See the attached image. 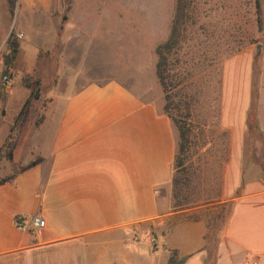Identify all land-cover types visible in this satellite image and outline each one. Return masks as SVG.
<instances>
[{"label":"crops","instance_id":"obj_1","mask_svg":"<svg viewBox=\"0 0 264 264\" xmlns=\"http://www.w3.org/2000/svg\"><path fill=\"white\" fill-rule=\"evenodd\" d=\"M122 23V0H17L14 15L0 0V44L12 33L19 43L15 82L3 100L0 94V147L31 94L21 78L41 60L57 58L74 86L50 103L24 160L37 164L0 182V264H166L173 250L189 256L184 264H264V177L245 151L250 54L224 67L219 122L228 139L217 204L227 215L210 230L201 215L209 206L174 205L180 132L165 113L156 66L154 84L141 91L120 79L72 76L108 68L107 53L123 51ZM262 117L259 88L264 134ZM36 214L46 220L41 234L17 226V218L28 224Z\"/></svg>","mask_w":264,"mask_h":264},{"label":"rangeland","instance_id":"obj_2","mask_svg":"<svg viewBox=\"0 0 264 264\" xmlns=\"http://www.w3.org/2000/svg\"><path fill=\"white\" fill-rule=\"evenodd\" d=\"M122 2V53H107L106 69L75 70L72 76L120 79L141 91L154 84L150 77L158 61L154 46L157 39L160 44L168 39L177 0ZM189 3L197 20L189 21L188 40L180 45L170 60L172 74L179 84L173 89V99L181 107L174 114L187 121L192 129L189 146L181 156L185 165L179 170L176 167L175 176L182 179L180 200L184 207L209 206L202 210L201 215L211 230H216L221 224L217 214L222 215L226 210L224 204H217L220 202L221 169L226 159L228 139L226 133L220 131L219 122L224 67L228 60L242 51L250 54L253 61L252 94L259 72L262 76L259 88L264 123V0L261 3L258 0H190ZM16 26L17 21L14 28ZM150 35H154L153 40ZM8 38L0 44V57L9 52ZM259 46L261 53L258 52ZM56 65L57 58L41 60L33 75L21 78L19 84H30L32 89L27 88L30 92L38 87L39 99H30V94L24 115L14 121L9 139L0 147V182L39 161L33 157V162L24 164V160L33 154L36 135L40 134L39 128L53 98L74 87L66 84L72 79L62 76V70ZM12 67L14 74L11 84L5 88V95L15 82L17 69L14 65ZM3 70L0 72V94L4 88ZM245 151L246 159L260 169L264 177V134L255 133L252 138L247 136Z\"/></svg>","mask_w":264,"mask_h":264},{"label":"trees","instance_id":"obj_3","mask_svg":"<svg viewBox=\"0 0 264 264\" xmlns=\"http://www.w3.org/2000/svg\"><path fill=\"white\" fill-rule=\"evenodd\" d=\"M190 0H177L176 12L174 19L172 21L171 32L168 39L159 44L155 53L158 57L157 65H156V75L159 81V84L162 88L165 97V113L172 118L174 123L179 129L180 132V141H179V151L176 157V167L178 170L184 167V160H182V154L187 150L190 142V134H191V125L187 123V121L182 120L180 117L178 118L174 113L180 109V104L178 105L173 99V89L175 90L179 84L176 82L177 78L172 74L173 68L171 67V57L177 52V50L181 47L180 45L188 40V29L190 27L189 21L192 19L197 20V15L193 14L194 11L190 7ZM10 3V12L12 15L15 14V9L17 6V0H9ZM70 8V2L66 1V10L68 11ZM195 24V23H192ZM7 45L9 48V52L4 56V67L9 68L12 67L14 59L19 52V43L14 33L10 35L7 41ZM260 74V72H259ZM254 81V90L252 94V103L251 108L247 117V136H251V138L255 135V133L261 134V131L258 126V100H259V75ZM26 88H31V85L27 82L25 83ZM2 100L5 98V87L1 92ZM30 99H39V90L38 87L36 90H32ZM28 102L25 104L24 108L20 112L17 120H19L25 113V109L27 108ZM187 106V105H186ZM225 133V132H223ZM227 135V134H226ZM12 157V155H11ZM37 162L31 163L25 169L31 168L36 165ZM177 170V171H178ZM8 180L2 181V183ZM173 197H174V205L177 208L184 207L182 201L180 200V191H181V183L182 179L178 176L174 175L173 178ZM226 211V210H225ZM227 213L223 212L217 214V218H221L220 227H222L223 222L225 221ZM209 229L211 227L208 225ZM189 256H180L177 250H173L171 252V256L169 261L166 264H184L188 260Z\"/></svg>","mask_w":264,"mask_h":264},{"label":"built area","instance_id":"obj_4","mask_svg":"<svg viewBox=\"0 0 264 264\" xmlns=\"http://www.w3.org/2000/svg\"><path fill=\"white\" fill-rule=\"evenodd\" d=\"M13 74H14L13 67H9V68L4 67L2 74V84L5 88H7L11 84V79ZM16 224L20 228L29 227L32 232L39 235L45 229L46 220L41 214H36L32 216L28 224L27 222H24V220L21 218L16 219Z\"/></svg>","mask_w":264,"mask_h":264},{"label":"water","instance_id":"obj_5","mask_svg":"<svg viewBox=\"0 0 264 264\" xmlns=\"http://www.w3.org/2000/svg\"><path fill=\"white\" fill-rule=\"evenodd\" d=\"M258 2L261 3L262 0H258ZM258 52L261 53V47H260V46H259V48H258Z\"/></svg>","mask_w":264,"mask_h":264}]
</instances>
